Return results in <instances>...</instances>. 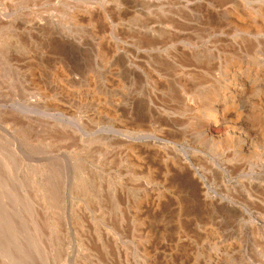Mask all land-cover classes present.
I'll return each mask as SVG.
<instances>
[{"label":"rangeland","instance_id":"obj_1","mask_svg":"<svg viewBox=\"0 0 264 264\" xmlns=\"http://www.w3.org/2000/svg\"><path fill=\"white\" fill-rule=\"evenodd\" d=\"M0 264H264V0H0Z\"/></svg>","mask_w":264,"mask_h":264},{"label":"bare ground","instance_id":"obj_2","mask_svg":"<svg viewBox=\"0 0 264 264\" xmlns=\"http://www.w3.org/2000/svg\"><path fill=\"white\" fill-rule=\"evenodd\" d=\"M187 60V59H186ZM246 75V74H245ZM234 78V77H233ZM258 78V77H257ZM250 80V79H249ZM197 81V80H196ZM196 81H194V82H196ZM257 81V80H256ZM256 81H255V83H256ZM240 82V81H239ZM197 83V82H196ZM258 84V83H257ZM261 85V84H260ZM192 87H194L193 85H192ZM197 87H199V85L197 86ZM238 87H240V88H243V83L241 82L240 84H238ZM251 88V87H250ZM194 89V88H193ZM199 89V88H198ZM195 90H197V89H195ZM195 90H193V91H195ZM200 90V94H199V102H203V101H206V100H208V101H210V102H214V101H218V103H217V106L216 107H214V108H209L208 107V109H207V107H206V109H205V111L206 112H202L203 113V115H202V126L200 127V128H197V129H199V135H202V136H204V137H206V138H209L211 141H213L214 139L215 140H218L217 138H219L220 137V135H211L212 133L210 132V131H208L209 129L208 128H206L207 127V125L209 126V122H212V124L213 125H215V126H217V127H221L224 123H225V126H226V122L227 121H229V117H228V115H227V111H226V109H227V107L229 106V104L228 103H226L227 102V100H228V97L230 96H227V95H225V94H223L222 95V97H221V99H219L220 98V96H218V95H212L211 97H210V95H208V93H205V91L203 90V88H201V89H199ZM184 91V90H183ZM189 91V90H188ZM209 91H211V90H209ZM208 91V92H209ZM214 92V91H213ZM199 93V92H198ZM211 93V92H210ZM234 96V95H233ZM198 97V96H197ZM219 99V100H218ZM230 100H231V97H230ZM172 104V103H171ZM174 105V104H173ZM200 106V105H199ZM174 107V106H173ZM205 107V106H204ZM232 107V106H231ZM237 107V106H236ZM176 108H178V107H176ZM235 109V108H234ZM208 110V111H207ZM192 117H193V115H192ZM178 118V117H177ZM237 118H238V116H237ZM244 118H246V117H244ZM201 119V118H200ZM162 120V119H161ZM159 121V120H158ZM182 121V120H181ZM186 121V120H185ZM242 121V120H241ZM194 122V121H193ZM200 122V121H199ZM198 122V123H199ZM184 124V123H183ZM248 124H249V122H248ZM252 125V124H251ZM186 126V125H185ZM224 126V127H225ZM195 127V126H194ZM226 128V127H225ZM248 128V127H247ZM191 129V128H190ZM208 129V130H207ZM220 130V129H219ZM230 130V129H229ZM171 131V130H170ZM211 134H210V133ZM230 133H231V130H230ZM179 134V133H178ZM221 134V133H220ZM224 134V133H223ZM173 136H175V135H173ZM196 137V136H195ZM222 137V136H221ZM223 138V137H222ZM221 139V138H220ZM230 138H228V137H226L225 136V138L223 139V142H225L226 143V145H227V143L230 141L229 140ZM246 142V141H245ZM202 143V142H201ZM218 145V144H217ZM245 145H247L246 143H245ZM215 147V146H214ZM239 150V149H238Z\"/></svg>","mask_w":264,"mask_h":264}]
</instances>
